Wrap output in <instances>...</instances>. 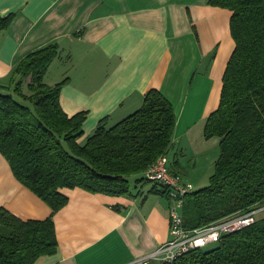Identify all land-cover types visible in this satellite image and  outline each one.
<instances>
[{"label":"crops","instance_id":"obj_1","mask_svg":"<svg viewBox=\"0 0 264 264\" xmlns=\"http://www.w3.org/2000/svg\"><path fill=\"white\" fill-rule=\"evenodd\" d=\"M207 1L0 0L1 15L14 13L0 31V85L10 83L12 69L29 52L57 43L59 55L44 81L67 78L62 109L69 116L86 112L79 141L100 121L109 127L131 114L147 90L158 89L176 114L166 155L171 172L181 176L188 155L219 144L217 137H204V125L218 107L234 49L232 12ZM159 187L131 185L129 196L62 189L68 202L53 216L57 251L34 264H141L170 238V200L154 191ZM0 206L23 220L51 214L1 153Z\"/></svg>","mask_w":264,"mask_h":264},{"label":"trees","instance_id":"obj_2","mask_svg":"<svg viewBox=\"0 0 264 264\" xmlns=\"http://www.w3.org/2000/svg\"><path fill=\"white\" fill-rule=\"evenodd\" d=\"M207 3L232 12L234 49L218 107L204 125L206 139L219 138V155L209 183L184 197V227L190 230L264 204V0ZM13 17L0 14V31ZM58 55L57 43L29 52L12 69L10 83L0 85V153L16 179L51 208L45 219L23 220L0 206V264H34L56 253L53 216L68 202L62 189L132 195L131 178L144 180L145 169L172 144L176 114L156 88L146 91L140 108L109 127L100 121L79 141L86 112L69 116L62 109L67 78L44 81ZM154 191L167 196L164 186ZM172 264H264V216Z\"/></svg>","mask_w":264,"mask_h":264},{"label":"built area","instance_id":"obj_3","mask_svg":"<svg viewBox=\"0 0 264 264\" xmlns=\"http://www.w3.org/2000/svg\"><path fill=\"white\" fill-rule=\"evenodd\" d=\"M146 180L157 182L167 190L169 206L170 238L157 250L141 259V264L156 260L160 264H172L179 256L196 248L217 242L224 234L234 232L258 219L264 207H254L247 212L235 213L210 224L190 230L184 227V197L193 190L192 185L179 174L172 173L167 155L160 156L143 172Z\"/></svg>","mask_w":264,"mask_h":264},{"label":"rangeland","instance_id":"obj_4","mask_svg":"<svg viewBox=\"0 0 264 264\" xmlns=\"http://www.w3.org/2000/svg\"><path fill=\"white\" fill-rule=\"evenodd\" d=\"M220 151L219 144L217 146H212L210 149L202 151L201 153L192 152V154L186 157V165L188 166V171L186 173L183 172L181 176L189 181L192 185L193 189L201 188L209 183V177L214 169V160L218 156ZM173 154H170V158H172ZM132 187L136 184L138 187H151L155 182L149 180H142L137 183L136 178H131ZM264 207V204H259L257 207ZM264 212L259 213L263 215Z\"/></svg>","mask_w":264,"mask_h":264}]
</instances>
